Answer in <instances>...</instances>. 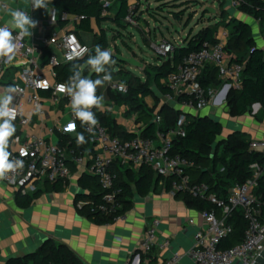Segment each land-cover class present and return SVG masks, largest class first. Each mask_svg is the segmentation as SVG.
Segmentation results:
<instances>
[{
    "label": "built area",
    "instance_id": "obj_1",
    "mask_svg": "<svg viewBox=\"0 0 264 264\" xmlns=\"http://www.w3.org/2000/svg\"><path fill=\"white\" fill-rule=\"evenodd\" d=\"M30 1V11L22 12H26L33 19L34 12L39 9H34L32 0ZM97 1L100 4L102 18L111 15L119 4V0ZM242 3L243 0H231V6L236 9ZM128 4V14L124 23L126 26L138 27L141 0H128ZM0 6L5 8L6 4L0 0ZM53 9L51 13L53 22H69L73 19L80 23L85 18L82 15ZM0 27L8 26L0 23ZM9 29L14 37L18 36L19 30ZM228 39L229 31L222 30L217 42L206 41L199 50L185 55L176 69L163 79V84L168 87V91L163 96L165 103H175L182 110L175 127L168 130L158 128L155 137L137 135L131 139H122L109 132L96 116L99 121L98 126L93 133L86 131L93 144L89 172L98 179L104 194L100 201L81 199L76 203V208L87 209L88 212L96 215L109 216L113 218V222L126 221L128 214L127 211H123V189L116 184L119 178L117 166L132 168L145 165L150 166L157 176L172 179L168 191L172 196L186 193L193 199L211 205L201 209L203 224L197 229L192 245L186 250L174 252L162 264H179L185 258L192 259L196 264H234L238 258H241L242 264H255L264 250V199L257 195L259 182L264 176V163H253L252 175L243 183L234 185L224 198L213 192L208 183L194 182L189 173L194 162L173 150L174 139L185 137L187 134L186 127L190 122V114L197 115L220 99H223L221 102L223 104L227 99L228 95L225 97L227 92L229 94L232 89H241L243 86L244 64L233 60V56L226 50ZM41 42L43 46H53L48 62L52 77H49L41 66L42 49L30 44L27 36L17 41L19 46L14 58L21 60L24 66L11 80L10 86L16 89L12 93L11 107H14L16 111V119L13 122L21 126L30 123L29 108L40 115L45 114L40 92L48 93L55 104L66 100L70 106V97L58 88L59 85L67 82L56 79L55 67L81 60L91 49L80 39L74 28L62 34L53 32L42 37ZM150 43L158 56L172 58L176 45L171 41L164 39L160 43L154 41ZM8 65L5 59H0V76L4 74ZM117 65V63L114 64L112 70ZM210 65L218 68L219 78L222 81L218 88H206L202 83L205 71ZM121 84L125 85L123 91L120 90ZM109 87L113 91L128 92V85L115 80L113 75ZM8 88L9 86L6 89ZM92 111L96 115L98 109L93 108ZM71 115V122L75 123L76 129L80 121L75 118L72 110ZM154 121L160 126L162 117L157 114ZM84 127L86 130V126ZM11 143L13 150L10 158L22 159L24 167L17 172L7 173L4 180L16 186L22 194L35 192L37 181L67 182L72 174L71 165L82 167L87 164L89 157L87 150L78 151L67 146L62 147L48 142L38 133H31L26 137L17 133L12 137ZM250 150L264 157V140L251 141ZM21 153L25 154L21 155ZM236 211L242 213L247 228L241 241L228 246L234 232V227L229 220L233 218ZM159 225L160 220L154 219L145 231L139 246L143 253L148 254L157 246L165 248L171 245L170 240L159 241L157 235ZM143 264H149V262L146 260Z\"/></svg>",
    "mask_w": 264,
    "mask_h": 264
},
{
    "label": "crops",
    "instance_id": "obj_2",
    "mask_svg": "<svg viewBox=\"0 0 264 264\" xmlns=\"http://www.w3.org/2000/svg\"><path fill=\"white\" fill-rule=\"evenodd\" d=\"M6 7L0 6V23L5 24L9 28H15L12 13L16 11H30V0H2ZM219 0L218 4L220 6ZM226 1L227 19L219 17L218 21L229 22L230 18L237 17L249 23L253 29V34L259 48L264 51V27H261L260 21L252 15L241 10L232 12L231 0ZM53 7L48 6V10L40 8L33 14V19L38 21V26L32 30V36H27V40L33 46L42 49L41 66L45 73L51 76V68L48 62H44L43 49L47 47L50 52L53 46H43L41 38L50 35L53 32L59 34L69 29L79 31L82 40L93 48L94 35L99 32V24L92 19L93 32L81 31L78 28L79 23L74 21L53 22L51 13ZM119 13V4L114 12L106 17L112 21L115 20ZM37 14V16H36ZM105 23L102 22V26ZM116 23V22H115ZM211 25V24H210ZM207 27V26H206ZM262 29V30H261ZM222 30H228L226 26L219 27L216 32V38L220 36ZM79 36V35H78ZM186 41L184 40V44ZM158 59L155 58V61ZM168 58L163 57L160 65L167 61ZM117 61L115 62V64ZM64 64V63H63ZM155 65V66H160ZM24 64L21 60L14 58L5 68L4 74L0 76V95L6 92L7 86L11 85V80L20 72ZM111 66L110 70L112 69ZM119 70H123L124 74L129 73L137 76L130 70H126L123 65H117ZM138 69V68H136ZM146 67L142 68L143 72ZM82 75L91 78L94 73L89 70L85 64L81 65ZM116 71V70H113ZM120 76V81L124 82L123 75L115 72ZM101 73L100 78H102ZM142 77V76H138ZM143 80V79H142ZM144 79L143 81H145ZM163 83V80H162ZM100 96L104 97V110H98L102 113H109L110 117L115 120L116 124L125 128L129 133L141 135L148 126L144 120L139 119L138 112L131 111L128 104H118L111 96L109 83L98 87ZM155 94L160 96L155 90ZM42 97L45 114L40 115L37 111L29 108L30 123L21 126L15 122L16 134L26 137L31 133L43 135L48 142L60 145L58 133L68 134L76 137L77 128L68 132L64 129L72 120L71 108L66 100L55 104L49 97L48 93L40 92ZM161 95V102L155 112L166 104ZM149 108H153L156 104L155 97L148 95L144 98ZM221 105L220 100L215 102V106ZM211 112L213 107L209 106ZM253 110L242 116L233 117L230 115L228 107L225 110V116H221L223 125V134L232 132H242L250 141L264 140V112L260 104H254ZM202 113V112H200ZM199 113V114H200ZM155 120L152 119L151 123ZM223 120V121H222ZM227 121V123H225ZM155 122V121H154ZM9 141L8 151L11 153L13 146ZM88 152L87 164L82 167L71 165L72 174L67 184L64 185L62 191H57L54 183L50 181H37L36 190L39 192L30 207H21L17 202L19 189L7 183L4 178L0 179V264L9 257L23 256L39 248L42 243V234L51 236L57 243L67 244L85 264H143L146 260L149 264H162L169 259L176 251H183L192 245L194 235L197 229L203 224L201 210L189 204L185 200V194L181 193L172 196L166 187V182L161 180L157 187H154L146 195L135 193L132 198V205L127 210L128 219L126 221L113 222L108 224H97L85 215L79 213L76 208V200L79 196L86 195L87 190L83 189L80 180L84 174H90L89 167L91 165L90 157L92 153ZM141 167L125 168L117 166L120 177L133 186L135 183L132 177H136ZM190 173V171H189ZM191 174V173H190ZM154 219L160 220L158 228L159 241L170 240L169 247H154L148 254L140 250V242L147 228L152 224ZM179 264H196L192 259L185 258Z\"/></svg>",
    "mask_w": 264,
    "mask_h": 264
},
{
    "label": "trees",
    "instance_id": "obj_3",
    "mask_svg": "<svg viewBox=\"0 0 264 264\" xmlns=\"http://www.w3.org/2000/svg\"><path fill=\"white\" fill-rule=\"evenodd\" d=\"M222 18L227 17L226 1L221 0ZM50 7L57 9L60 12L67 11L73 15H82L85 18L79 23V30L92 33V19H95L101 26V34L94 35V43H97L102 49L107 47V35L102 26V22L108 20L101 17V8L97 0H51ZM128 0H119V13L114 22L125 27L124 19L128 14ZM239 10L252 15L255 19L264 25V0H243V3L238 8ZM180 18V14H175ZM219 22L211 24L200 30L194 35L188 36L185 40L186 45L175 46L172 58H168L160 66L149 65L145 69L146 80L143 81L140 77L125 73L121 69L118 72L128 76L124 82L128 85V92L121 93L111 91L112 98L118 103H126L131 111L138 112L139 119L144 120L148 124L142 132L144 137H155L158 128L168 130L175 127L177 120L181 114V109L171 103L164 104L155 114L161 95L168 91V87L162 83L171 72L176 69V66L181 62L182 58L190 52L199 50L204 42H217L216 32ZM229 28V39L226 50L233 56V60L244 64L243 71V86L241 89H232L227 96V107L231 116H242L252 111L254 104H260L264 112V51L258 47L253 34L251 25L237 17L230 18L227 26ZM80 39L82 37L79 31H76ZM83 41V40H82ZM50 50L45 47L43 49L44 62L47 63L50 58ZM95 49L91 48L87 56L81 60L67 62L55 67L56 79L59 81L68 82L71 76L70 68L73 64L80 66L86 63L89 55H94ZM116 62L118 59L112 55ZM112 75L115 73L110 70ZM101 75V74H100ZM97 74L93 73L91 79H96ZM202 83L206 88H218L222 81L219 78L218 68L210 65L205 71V76ZM155 90L160 96L155 94ZM98 96L100 91L97 88ZM148 95L155 97L156 104L153 108H149L144 101ZM159 114L162 117V122L158 126L155 122L151 123L152 119ZM96 116L100 122L108 128L109 132L117 135L122 139H131L136 137V133H129L124 127L116 124L115 120L110 117L109 113L96 111ZM190 122L186 127L185 137H176L174 139V152L180 153L194 162V166L189 170L194 182H206L210 185L211 190L222 197H227L230 189L238 184L246 181L251 175V165L255 162L264 163L262 154L250 150L251 141L248 140L242 132H232L227 137L219 140V144L214 149V144L218 141L219 136L223 133V125L220 121L201 117L199 114H190ZM78 133H83L86 143L78 145L76 137L68 134L58 133L60 146H67L78 151L90 150L93 152V144L87 134L85 127L78 123ZM16 134V132H15ZM14 134V135H15ZM221 149V151H220ZM72 171V170H71ZM135 183V189L131 183L124 181L119 174L117 186L123 189L122 203L123 211L131 208L132 198L135 193L146 195L157 187L161 180L166 182L167 189H170L172 179H164L162 176H157L155 171L150 166H142L136 177H132ZM67 182L57 181L54 186L57 191H62ZM83 189L87 190L86 195L79 196L76 203L83 199L88 201H100L104 192L98 179L92 174H84L80 180ZM181 194V193H178ZM177 194V195H178ZM185 200L197 206L200 210L205 207H211L207 202H202L193 199L186 193ZM257 195L264 199V176L259 182ZM39 192L35 191L28 194L21 192L17 196V202L21 207H30L33 201L38 198ZM80 214L85 215L90 220L97 224L113 223V218L104 215H96L87 211V209L77 208ZM229 223L234 227V232L228 246L241 241L244 232L247 228V223L243 219L242 213L236 211ZM6 264H85L79 256L64 243H57L53 239L47 240L35 252L27 257L9 259Z\"/></svg>",
    "mask_w": 264,
    "mask_h": 264
},
{
    "label": "rangeland",
    "instance_id": "obj_4",
    "mask_svg": "<svg viewBox=\"0 0 264 264\" xmlns=\"http://www.w3.org/2000/svg\"><path fill=\"white\" fill-rule=\"evenodd\" d=\"M218 2L219 0H141L140 25L138 27L132 25L123 27L110 19L105 21L103 28H105L108 42L105 49L109 50L115 57L117 54H121L139 60L141 62L140 67L132 64L122 65L126 70H130L137 76H142L140 78L144 80L146 79L145 70L142 72L141 69L149 65H160V60H163V57L158 56L152 48L150 41L160 43L167 39L178 47L182 46L188 36L196 34L210 24L219 22L222 9ZM231 8L233 14L238 10L232 6ZM208 9H215V12H210ZM175 14H180V18ZM225 20L220 21L218 28L227 26L228 22ZM166 26H169V29H165ZM261 27L264 25L261 24ZM99 29L101 33V27ZM176 29L177 31L174 32ZM97 45V43H93L92 47L95 49ZM155 58L158 60L155 61ZM114 70L119 71L117 67ZM113 77L115 80L121 79L118 74H114ZM125 78L128 76L123 75V80ZM210 106L213 107L212 112L210 108H206L199 115L221 122V116H225L227 100L218 106H215L214 101ZM225 137H227L226 133H222L218 140ZM240 259L238 258L234 264H242Z\"/></svg>",
    "mask_w": 264,
    "mask_h": 264
},
{
    "label": "clouds",
    "instance_id": "obj_5",
    "mask_svg": "<svg viewBox=\"0 0 264 264\" xmlns=\"http://www.w3.org/2000/svg\"><path fill=\"white\" fill-rule=\"evenodd\" d=\"M49 4H51V0H32L34 9L44 8L48 10ZM12 16L15 28L19 29L18 36L14 37L8 27H0V59H5L8 63L16 55L19 46L17 41L23 37L32 36V30L39 23L26 12L16 11L12 13ZM114 64L115 61L112 58V53L97 45L95 47V54L88 56L86 65L90 71L97 74L98 78L91 79L83 76L81 66L73 64L70 68L72 74L68 82L58 86L59 91L66 92L70 97V107L73 115L81 122L82 126H86V131L89 133H93L99 124L92 109L104 110V97L96 94L97 88L104 86L106 82H111L112 73L110 68ZM101 73L104 74L102 78H100ZM124 88L125 85L121 84L120 90L123 91ZM15 91V87L9 86L6 92L0 95V179L5 178L7 173L17 172L24 167V161L22 159H11V153L8 151L10 138L14 136L16 131L13 123L16 119V111L14 107H11L13 101L12 93ZM75 127V123L71 122L64 130L71 132L75 130ZM76 143L78 145L86 143L83 133L77 134ZM24 154L21 153V155Z\"/></svg>",
    "mask_w": 264,
    "mask_h": 264
},
{
    "label": "water",
    "instance_id": "obj_6",
    "mask_svg": "<svg viewBox=\"0 0 264 264\" xmlns=\"http://www.w3.org/2000/svg\"><path fill=\"white\" fill-rule=\"evenodd\" d=\"M210 12H215V9H208ZM165 29H169V26H166L165 27ZM177 31V29L174 31V32H176ZM116 58L118 59V61H117V64L118 65H122V64H132V65H136V66H138V67H140L141 66V62L139 61V60H137L135 57H126V56H123V55H121V54H117L116 55ZM155 60V59H154ZM228 95V92L226 93V95H225V97ZM222 100L223 99H220V102H222ZM174 106H176V104L175 103H172ZM218 106V105H217ZM219 121V120H218ZM152 123H154V121L152 122ZM218 144H219V140L218 141H216V143L214 144V149H216V147L218 146ZM51 239H53L51 236H48L47 234H42V238H41V241H42V243L39 245V247L41 246V245H43L47 240H51ZM36 250H34V251H32V252H30V253H26V254H24L23 256H15V255H13V256H11V257H9L8 259H6L5 261H4V264H6L7 263V261L9 260V259H13V258H23V257H27L28 255H30L31 253H33V252H35ZM255 264H264V250L262 251V253L258 256V258H257V260H256V262H255Z\"/></svg>",
    "mask_w": 264,
    "mask_h": 264
}]
</instances>
